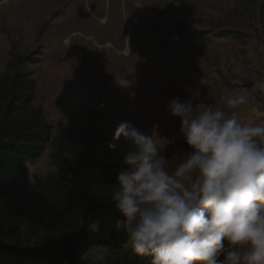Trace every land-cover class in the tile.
Here are the masks:
<instances>
[{
  "label": "rangeland",
  "instance_id": "rangeland-1",
  "mask_svg": "<svg viewBox=\"0 0 264 264\" xmlns=\"http://www.w3.org/2000/svg\"><path fill=\"white\" fill-rule=\"evenodd\" d=\"M261 1L0 0V76L12 52L36 59L24 67L37 84L32 105L54 134L88 127L98 110L111 134L128 121L162 144L172 140L164 150L171 159L191 151L179 135V119L166 115L175 97L199 90L197 98L214 103L225 88L238 89L248 97V115L264 121V92L252 87L264 79ZM134 68L138 87L121 89L116 78ZM237 77L243 86L231 85ZM123 143L116 144L121 168ZM51 152L47 146L28 164L31 182L55 174ZM10 223L0 220V243L19 241L34 253L61 244L37 217L33 225Z\"/></svg>",
  "mask_w": 264,
  "mask_h": 264
},
{
  "label": "clouds",
  "instance_id": "clouds-1",
  "mask_svg": "<svg viewBox=\"0 0 264 264\" xmlns=\"http://www.w3.org/2000/svg\"><path fill=\"white\" fill-rule=\"evenodd\" d=\"M116 83L138 87L135 68ZM252 87L264 92V79ZM198 92L166 105L191 150L181 156L164 155L172 140L162 144L128 121L115 125L108 147L124 143L111 192L114 228L149 264H264V121L248 115L238 89L225 88L214 103Z\"/></svg>",
  "mask_w": 264,
  "mask_h": 264
},
{
  "label": "trees",
  "instance_id": "trees-1",
  "mask_svg": "<svg viewBox=\"0 0 264 264\" xmlns=\"http://www.w3.org/2000/svg\"><path fill=\"white\" fill-rule=\"evenodd\" d=\"M258 18L264 50V0ZM11 56L0 76V220L17 228L20 220L33 225L37 217L61 244L34 253L19 241L0 243V264H149L114 228L119 213L111 192L122 168L117 147H108L107 121L96 110L88 127L75 124L54 134L42 109L32 105L37 84L24 67L36 59ZM47 146L56 172L31 182L28 164Z\"/></svg>",
  "mask_w": 264,
  "mask_h": 264
},
{
  "label": "bare ground",
  "instance_id": "bare-ground-1",
  "mask_svg": "<svg viewBox=\"0 0 264 264\" xmlns=\"http://www.w3.org/2000/svg\"><path fill=\"white\" fill-rule=\"evenodd\" d=\"M96 46H99L98 48H99V50L102 52V51H104L105 50V48H106V46H100V45H96ZM98 54V53H97Z\"/></svg>",
  "mask_w": 264,
  "mask_h": 264
}]
</instances>
